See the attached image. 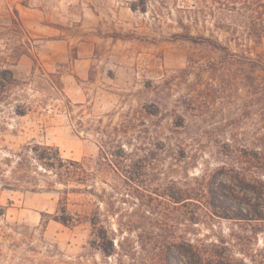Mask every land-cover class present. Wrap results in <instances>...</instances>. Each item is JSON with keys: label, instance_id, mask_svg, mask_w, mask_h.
Instances as JSON below:
<instances>
[{"label": "rangeland", "instance_id": "1", "mask_svg": "<svg viewBox=\"0 0 264 264\" xmlns=\"http://www.w3.org/2000/svg\"><path fill=\"white\" fill-rule=\"evenodd\" d=\"M210 3L0 0V264H120L118 255L108 257L99 248L90 221L66 226L43 219V212H56L67 186L60 170L42 167L36 153L55 155L58 149L63 159L96 173L87 188L119 209L110 215L113 243L118 251L123 243L121 252L132 248L139 260L146 251L138 235L153 227L122 232L120 214L128 225L145 227L154 216L138 199L120 201L113 187L123 183L98 163L107 143L129 155L128 170H140L144 158V187L201 181L204 175L219 180L226 174L217 170L225 167L235 183L228 182L229 201L236 200L241 164L224 142L258 136L257 115H246L255 97L239 84L238 64L229 71L221 52L178 38L184 19L192 34L225 42ZM256 165L250 170L264 180ZM87 195L69 192L70 211L80 209ZM88 197L107 212L102 199ZM228 215L200 214L193 237H220L240 263L264 264V219ZM130 261L125 257L122 264Z\"/></svg>", "mask_w": 264, "mask_h": 264}, {"label": "trees", "instance_id": "2", "mask_svg": "<svg viewBox=\"0 0 264 264\" xmlns=\"http://www.w3.org/2000/svg\"><path fill=\"white\" fill-rule=\"evenodd\" d=\"M210 3V16L214 27L223 35L225 42L218 36L204 34H192L191 24L180 21V26L185 32L178 33V38L190 40L195 43H206L223 55L227 69L232 70L234 64H238L241 71L239 84L246 88L249 94L254 96L255 108L251 109V103L246 104V115L255 113L258 117L259 133L254 141L240 140L236 136L224 142V147L237 158L241 169L235 178L239 190L234 198L229 201L227 193L231 182L235 185L232 173L225 167L219 172L226 174V178L207 179L202 176L193 180H172L173 184L167 182L162 187H144L143 182L148 179L146 167L149 164L142 159L141 169L128 170V154L116 151L115 146L107 143V148L99 157V165L103 167L106 174H111L113 179H118L123 184L113 187L121 195L120 201L128 202V198L138 199V205L143 207L145 213L154 216L148 220L149 227L131 222L129 225L120 214V231L125 228L140 229L146 234L140 233V243L146 254L141 260L138 259L132 248L121 252L123 243L119 242L120 251L113 243L111 234L110 215L119 210L115 202L104 198L103 194L87 188L90 175L95 172L87 170L81 161L63 159L57 149L55 155L47 153H36L35 160L41 163L45 169L60 170V174L67 186L62 192L64 195L59 200L55 213L43 212L42 217H49L66 226H76L84 221L92 224L96 242L102 252L108 256L118 255V261L128 257L129 264H242L229 253L228 247L220 237L214 241L208 238L193 237V225L199 219L200 214L205 215H228L236 219H264V180L259 174L252 172L250 166L256 162V168L264 171V0H208ZM230 76L231 73H230ZM250 106V107H249ZM234 136V135H233ZM251 142V143H250ZM41 148V146H39ZM53 149L52 146H45ZM183 149L182 144L179 145ZM37 152V149H34ZM45 154V155H44ZM126 160V161H125ZM132 159L131 161H133ZM139 161V160H138ZM138 161L133 164L138 165ZM126 166V167H125ZM101 169V168H100ZM99 171V170H98ZM75 184L70 187V184ZM50 184V183H49ZM84 185L85 187H81ZM237 185V184H236ZM36 191L37 187H32ZM233 189V188H232ZM235 191V189H233ZM86 193L80 203V209L75 212L68 208V193ZM93 195L108 204L107 212L101 211L100 204L96 203ZM254 199V200H253ZM96 205L95 207H92ZM173 214V219L170 218ZM232 213V215L230 214ZM159 216V217H158ZM145 218L150 219L149 216ZM173 222V223H170ZM161 228L164 232L154 231Z\"/></svg>", "mask_w": 264, "mask_h": 264}]
</instances>
